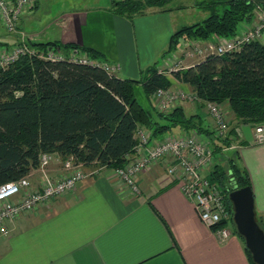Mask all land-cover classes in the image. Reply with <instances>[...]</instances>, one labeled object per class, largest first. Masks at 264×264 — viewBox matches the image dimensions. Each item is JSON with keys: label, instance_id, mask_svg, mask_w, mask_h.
<instances>
[{"label": "trees", "instance_id": "16d2710c", "mask_svg": "<svg viewBox=\"0 0 264 264\" xmlns=\"http://www.w3.org/2000/svg\"><path fill=\"white\" fill-rule=\"evenodd\" d=\"M111 1L109 9L114 13L133 17L154 6L164 10L169 0ZM261 3L264 2L200 0L198 4L210 8V13L175 29L162 53L175 50L185 39L235 34L241 22L249 21ZM31 43L41 48L77 47L91 58L104 59L101 52L87 46L57 40ZM171 73L195 91L199 97L195 101L228 102L234 122L224 136L205 125L200 114H187L181 105L167 110L154 107L153 91L171 84L157 60L141 69L137 78L118 76L100 65L35 55H22L0 68V183L36 168L42 152H56L62 158L71 155L87 167L122 166L137 141L135 131L139 126L148 128L152 137L178 125L209 138L213 156L226 159V166L214 161L207 175L222 186L231 207L228 191L251 184L238 150L226 154L223 149L240 141L236 132L239 123L264 121V42L255 38L232 51L208 52L194 64ZM136 83H140L153 111L137 100ZM256 220L264 232V210ZM233 230L237 233L234 226ZM244 249L250 264H257L245 245Z\"/></svg>", "mask_w": 264, "mask_h": 264}, {"label": "crops", "instance_id": "0c3cea01", "mask_svg": "<svg viewBox=\"0 0 264 264\" xmlns=\"http://www.w3.org/2000/svg\"><path fill=\"white\" fill-rule=\"evenodd\" d=\"M171 19L169 11L128 17L114 13L109 5L90 6L63 14L55 23L59 33L38 41L94 48L124 77L137 78L141 69L157 60L170 79V88L191 89L168 71L188 39L162 53L171 33L179 28ZM254 20L255 15L242 21L239 31ZM214 39L212 35L199 41L205 45ZM259 40L264 42V29ZM198 55L185 57L182 64H194L205 54ZM139 86L134 84L137 100L153 111ZM176 105L183 106L187 114H200L204 124L214 128L204 103L182 100ZM222 107L227 119L234 121L227 101ZM242 124L236 127L240 140L236 149L248 172L259 215L264 210V141L254 140V123ZM173 127L177 130L173 135L193 132ZM168 135L152 136L151 142ZM170 163L169 157H162L139 172L137 191L124 184L112 168L102 167L67 192L7 220L6 231L0 232V264H250L244 243L230 222H226L230 234L220 239L200 220L181 189L178 172L175 176L168 171ZM48 172L54 178L61 175L59 167L48 168Z\"/></svg>", "mask_w": 264, "mask_h": 264}, {"label": "built area", "instance_id": "2783aa9c", "mask_svg": "<svg viewBox=\"0 0 264 264\" xmlns=\"http://www.w3.org/2000/svg\"><path fill=\"white\" fill-rule=\"evenodd\" d=\"M36 0H0V19L8 30H15L20 16L27 9L32 8ZM255 20L244 29L231 36L214 34V41L205 45L199 39H188L179 47L177 60L168 67V71L184 66L185 57L208 52L225 53L238 49L244 42L259 39L264 29V3L254 8ZM29 47L25 42L12 45L0 44V68L17 60L20 56L35 55L40 58L62 59L100 65L108 71H115L116 66L104 59L89 57L86 52L77 47L64 52L59 46L47 48ZM181 54V55H180ZM158 110H167L182 100L195 101L199 99L191 89L156 88L151 94ZM208 113L214 121V131L218 136H224L228 129V119L222 107V102L205 101ZM254 140L264 141V121L254 125ZM136 143L132 152L126 154V162L122 166L113 167L115 175L134 191L138 190L136 176L156 160L169 157L171 163L168 171L180 177V186L192 202L200 220L209 226L220 238H226L231 230L226 222H233V208L226 203L225 192L222 186L208 178L207 171L214 162L211 141L209 138H200L193 131L190 134L168 135L151 142L150 130L139 126L135 131ZM236 144H231L234 147ZM54 152H42L39 156V167H43L54 155ZM68 158V157H67ZM69 156L65 161L67 171L59 178H41L36 184L28 179L27 174L0 183V232L7 229L6 221L12 220L20 213L31 210L41 203L72 189L76 182L87 175L94 174L102 167H86L82 162ZM44 171V169L42 170ZM228 194V193H227ZM226 194V195H227ZM234 223V222H233Z\"/></svg>", "mask_w": 264, "mask_h": 264}, {"label": "rangeland", "instance_id": "374dc122", "mask_svg": "<svg viewBox=\"0 0 264 264\" xmlns=\"http://www.w3.org/2000/svg\"><path fill=\"white\" fill-rule=\"evenodd\" d=\"M199 1L200 0H169L164 5L165 7L164 10H162V7L154 6V7L148 8L146 10V13L144 14L159 13L161 11H169L170 16L172 18L171 19L172 22L175 25H177V27H180L181 25L201 20L202 18H204L206 15L210 13V8L201 7L198 4ZM111 4H112L111 0H36V3L32 8L27 9L25 12L21 14L20 19H19V24L16 26L15 30H8L0 19V42L2 43L6 42V45H12L17 42H25L27 46L29 47L28 49H30V47L34 46V44L31 43V41H38L40 39H43L46 36H51L52 34L57 35L59 33L60 29L57 27V25H55V23L58 21L59 18H62V15L65 14L66 12L84 11L86 8L90 6H98V5H101V6L109 5V8H110ZM218 8L220 9L219 5H218ZM10 41H13V42L8 43ZM64 49L65 48L62 47V50ZM66 50L67 51H64V52L67 53L68 49ZM28 54H30V52L26 53V55ZM32 55L33 54H31V56ZM137 84L140 85V83H137ZM139 87H141V85ZM141 90H142V87H141ZM183 90H187V89H183ZM228 120H229L228 127H230V125L234 121L232 117H228ZM242 123L243 124L247 123L250 125L252 124L251 122H241L240 124ZM176 131H177L176 127H171V129L165 131L163 134L173 135L176 133ZM233 144H236V141H234ZM234 150H236V146L225 148L223 149V152H225L226 154H231L233 153ZM52 154L54 156L42 168L39 167L38 165L36 168L31 169L27 173L26 177H28V179H30L33 182V184H36V182H38L41 178L45 176L50 179L59 178L61 175H63L67 171V169H65V161L66 159H69V156H67L68 158L67 157L62 158L56 152ZM221 156H213L214 161H219L224 166H226V159L221 158ZM71 157L74 158L73 156ZM52 167H59L61 170V175H58L55 178L51 177V175L48 172V168H52ZM43 169L44 171H42ZM255 216H257L256 213H255ZM230 223L232 227L233 226L235 227V224L232 221Z\"/></svg>", "mask_w": 264, "mask_h": 264}, {"label": "water", "instance_id": "95a60500", "mask_svg": "<svg viewBox=\"0 0 264 264\" xmlns=\"http://www.w3.org/2000/svg\"><path fill=\"white\" fill-rule=\"evenodd\" d=\"M227 196L232 204V218L237 233L243 237L244 245L253 261L264 264V232L256 220L251 187L248 185L233 187Z\"/></svg>", "mask_w": 264, "mask_h": 264}]
</instances>
